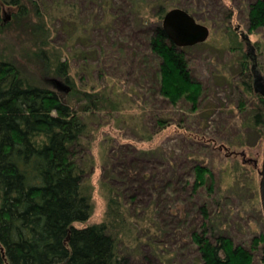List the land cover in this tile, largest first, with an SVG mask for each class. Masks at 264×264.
<instances>
[{"label":"trees","instance_id":"16d2710c","mask_svg":"<svg viewBox=\"0 0 264 264\" xmlns=\"http://www.w3.org/2000/svg\"><path fill=\"white\" fill-rule=\"evenodd\" d=\"M25 1L27 8L7 2L18 7L16 18L31 13L35 29L62 35L50 49L62 91L31 81L0 56V264H132L118 254V237L146 243L147 263L151 256L170 264L177 254L187 264H253L257 253L264 264L259 176L237 154L257 158L264 140V96L252 90L247 55L235 59V73L202 82L192 74L191 46L173 44L160 25L167 9L180 7L209 29H221L238 50L231 7L219 1L208 18L206 1L214 0ZM235 4L247 31L264 30V0ZM1 24L0 4V30ZM232 62L223 65L231 70ZM213 86L223 99L212 97ZM215 110L206 131L203 121ZM124 113L140 123L147 117L139 139L149 147L141 152L117 143L104 154L107 219L87 224L92 207L83 177L94 161L82 140L94 117L95 126L115 121L117 136L131 128ZM168 128L183 141L176 149L156 145ZM131 154L148 158L144 170ZM254 213L262 230L247 241L226 233L227 222L245 218L248 225ZM170 234L168 245L163 237Z\"/></svg>","mask_w":264,"mask_h":264},{"label":"rangeland","instance_id":"374dc122","mask_svg":"<svg viewBox=\"0 0 264 264\" xmlns=\"http://www.w3.org/2000/svg\"><path fill=\"white\" fill-rule=\"evenodd\" d=\"M8 1L9 0H0V4L2 6L0 56L14 63L18 70L31 81L35 83H41L54 90H60L59 86L62 84V82L58 80L53 74L52 66L54 60L51 59L53 54L50 49L54 44L60 42L62 35L57 33L52 36L50 33H46V30L48 29H35L33 25L34 18L31 13L24 16V18H16L15 15L18 12V7L15 5H8ZM20 1L22 2V5H24L26 8L28 7L27 1ZM219 1L224 3L226 6L231 7L232 9V18L229 21V30H235H233V32L235 33L237 39L240 40V48L238 50L232 49L231 44L225 40L224 32H222L221 29L208 28L209 34L206 42L197 46L192 45L191 48H189V54L192 58L190 67L193 76L198 80L207 83L212 76L214 77L217 74L225 77L230 74V71L235 73L238 69L235 59L238 61L240 53L247 52V64L249 65V71L251 74L250 82H252L253 71L257 72L264 80V30L256 29L250 32L247 31L245 24L241 19L243 13V11H241V5L238 9L236 7L237 4H235L240 0H214L213 3L212 1H206L203 16L210 18L213 13H217L220 9V6L218 5ZM214 25L215 24L213 23L211 26ZM84 30L85 29H75L74 33L79 32V34H82ZM96 31L98 30L96 29ZM95 33L97 32L92 34ZM241 34L248 39L249 46L245 43L246 41L243 37H241ZM249 47L252 49L250 50ZM230 59L233 61L231 70L230 68H227L228 65H226V67L223 65L227 60L229 61ZM70 64L75 67L76 62L73 64L70 62ZM215 79L216 77L214 80ZM211 95L214 99H223L224 93L221 88H215L213 86ZM212 104L213 100H210L207 108L211 107ZM123 117L126 119L131 128H123V130L120 129L118 136L116 133L117 126L115 121L109 119L106 122H102L101 125L95 126L96 124L93 122H97V118L94 117L95 120L89 125L94 127V130H88L85 134L86 139L82 140L83 147L87 149V153L89 152L90 156L92 155L94 161L93 164H91L92 162L89 163V169L86 171L83 177L86 189L91 196L92 207L89 218L86 221L87 224L98 223L101 221H106L107 219V190L104 186H102L103 184H101L100 181L102 173L100 164L103 161L102 159L104 154L106 155V153H109V149L111 147H115L117 143H129L128 146L130 147L126 146V149L128 147L129 150L133 148L131 150L141 152L146 151L149 147V142L139 139V132H141L140 124H147V117H144L145 119L141 120V123L140 119L135 118L136 116L124 113ZM216 117H218V114L215 110V113L212 116H210L206 121H203L204 125H207L206 131L212 130V119ZM102 118L99 121H105L106 116H102ZM173 132L170 130V128L160 132L159 134L161 136L156 140V145L158 144L164 147L166 146L168 149H176V147L181 146L183 141L180 142V136L176 134L177 132ZM230 132L231 135L235 134L233 129H231ZM106 147L107 149L105 152ZM233 150L239 151L240 147H236ZM252 151L254 152L257 150L253 149ZM258 151L259 153L256 159L257 165L259 166L261 146ZM245 154L246 157L254 158V155H250L249 151H246ZM118 158L120 157H116V159ZM127 158L136 160L138 162V166L141 169L140 171L144 170L145 168V159L148 161V158H144L143 155L139 156L136 154H131V156L127 155ZM234 159L240 161L238 155L234 156ZM162 170L164 173H168L169 168L167 169V166H165ZM147 179L148 175L141 179L142 181L140 180L141 187H146L145 181ZM147 191L148 189L146 192ZM248 212L251 214L253 213L250 211ZM248 212H244V215H248ZM256 218H259V214L254 213L251 215L250 219H247L248 225L246 224L245 218L232 221L231 223L227 222L225 225V231L237 242L245 240L247 241L250 234L255 233V231L262 230L260 227L261 222H256ZM171 238V234L163 237V239L167 241L168 245ZM128 239L127 237H118L116 249L118 254L128 256L132 264H165L164 262L158 261L155 256V259L149 256L151 262L147 263L142 258V256L143 254H147L149 252L150 247L146 243L142 242L134 244ZM168 245H166V247H168ZM254 255L255 257H253V264H260L258 262V254L255 253ZM168 259L171 262L170 264H187L183 261L181 262L180 257L177 254H171Z\"/></svg>","mask_w":264,"mask_h":264},{"label":"water","instance_id":"95a60500","mask_svg":"<svg viewBox=\"0 0 264 264\" xmlns=\"http://www.w3.org/2000/svg\"><path fill=\"white\" fill-rule=\"evenodd\" d=\"M160 25L168 39L178 47H186L202 43L207 39L209 34V29L205 24L196 21L193 16L180 7H171L167 9L162 16ZM241 37L244 38L246 44L249 46L248 39L242 34ZM249 48L250 50L252 49L251 47ZM61 86L62 84L60 87ZM251 86L255 94L264 96V80L255 71L253 72ZM237 154L241 155L243 161H251L256 167L257 175L259 176V203L264 219V140L261 146L259 166L257 165L256 158H245L242 151H239Z\"/></svg>","mask_w":264,"mask_h":264},{"label":"flooded vegetation","instance_id":"af4514ba","mask_svg":"<svg viewBox=\"0 0 264 264\" xmlns=\"http://www.w3.org/2000/svg\"><path fill=\"white\" fill-rule=\"evenodd\" d=\"M245 43H246V42H245ZM245 53H247V52H245ZM246 55H247V54H246ZM251 68H253V67H251ZM251 68H250V69H251ZM253 72H254V71H253ZM253 72H252V78H253Z\"/></svg>","mask_w":264,"mask_h":264}]
</instances>
